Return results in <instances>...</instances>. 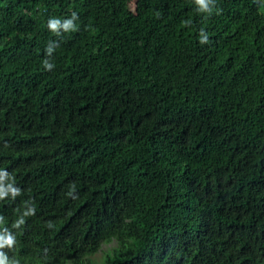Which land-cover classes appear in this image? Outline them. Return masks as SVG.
<instances>
[{
    "label": "trees",
    "instance_id": "obj_1",
    "mask_svg": "<svg viewBox=\"0 0 264 264\" xmlns=\"http://www.w3.org/2000/svg\"><path fill=\"white\" fill-rule=\"evenodd\" d=\"M9 185L16 264H264V0H0Z\"/></svg>",
    "mask_w": 264,
    "mask_h": 264
},
{
    "label": "clouds",
    "instance_id": "obj_2",
    "mask_svg": "<svg viewBox=\"0 0 264 264\" xmlns=\"http://www.w3.org/2000/svg\"><path fill=\"white\" fill-rule=\"evenodd\" d=\"M215 3V0H195V4L197 5V11L204 12L205 10H208L209 12L212 11L213 5ZM78 19V16L76 13L72 14L71 18L63 19L60 18H50L48 20V27L51 31L55 32L57 35H60V30L63 29L65 32L67 31H75L77 29V25L74 24V21ZM201 35L199 39L201 41H207L209 39V33L207 32L206 28L200 29ZM55 43V42H52ZM58 46V45H57ZM53 52L52 47L47 48V53L50 55ZM43 66L46 70H52L55 65L53 63H50L48 60H45L43 62ZM11 192L13 196L18 194V190L16 188H13L11 185L8 187H0V199H3L5 196H7ZM34 209H30L25 215H30ZM24 223L23 219H20L18 221V224L15 226L22 225ZM14 243V237L9 234L8 230L5 229L2 233H0V249H3L5 246H8L9 248ZM0 264H16L15 261H10L7 254H5L3 251H0Z\"/></svg>",
    "mask_w": 264,
    "mask_h": 264
},
{
    "label": "bare ground",
    "instance_id": "obj_3",
    "mask_svg": "<svg viewBox=\"0 0 264 264\" xmlns=\"http://www.w3.org/2000/svg\"><path fill=\"white\" fill-rule=\"evenodd\" d=\"M5 254H7L8 252L7 251H3Z\"/></svg>",
    "mask_w": 264,
    "mask_h": 264
}]
</instances>
